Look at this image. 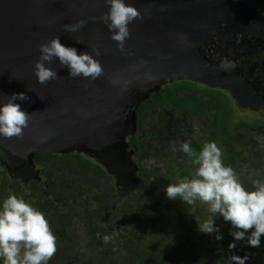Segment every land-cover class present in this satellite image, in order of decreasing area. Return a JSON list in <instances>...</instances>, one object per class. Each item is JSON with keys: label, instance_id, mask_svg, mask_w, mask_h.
Returning <instances> with one entry per match:
<instances>
[{"label": "water", "instance_id": "1", "mask_svg": "<svg viewBox=\"0 0 264 264\" xmlns=\"http://www.w3.org/2000/svg\"><path fill=\"white\" fill-rule=\"evenodd\" d=\"M126 3L137 7L142 19L129 23L122 51L100 19L108 10L104 0H0V103L6 95L24 92L28 98L16 103L32 113L20 137L0 136V166L5 170L33 178L34 154L77 151L99 161L118 189L137 186V169L125 137L136 128L137 106L162 81H199L227 90L237 105L264 109V94L233 63L232 73L226 75L199 49L220 31L221 22L232 26L237 18L246 25L251 16L260 17L253 8L238 0ZM235 12L246 15L233 19ZM79 19H86L83 27L74 32L64 29V24ZM53 36L77 53L99 48L101 75L95 80L72 77L68 67L54 59L49 66L58 77L38 82L33 68L39 45Z\"/></svg>", "mask_w": 264, "mask_h": 264}, {"label": "clouds", "instance_id": "2", "mask_svg": "<svg viewBox=\"0 0 264 264\" xmlns=\"http://www.w3.org/2000/svg\"><path fill=\"white\" fill-rule=\"evenodd\" d=\"M104 2L108 10L101 14L100 19L107 25L111 38L117 42V48L123 51L125 40L130 35L129 23L142 19V14L126 0ZM163 10L164 6L161 7ZM86 22V19H79L63 27L74 32ZM92 53H77L74 46H66L60 42L59 36H53L39 45V58L33 68L36 79L40 83L56 79L57 70L49 65L58 59L62 67H68L70 76L95 80L103 72V67L96 58L101 54L100 49L93 48ZM220 64L224 67L225 61L221 60ZM6 97L5 102L0 103V136L20 137L32 113L22 109L16 101L28 97L24 92H13ZM172 147L175 149L176 145ZM179 148L187 155L193 172L191 176L177 177L176 182L167 184L164 187L166 197L170 200L179 198L187 205L197 201L204 203L208 215L198 223V230L215 233L217 240L222 239L223 234L215 223L216 217L230 222L233 237L228 245L230 249L235 247L236 241L241 240L259 247L261 235L264 234V179H253L252 187L247 188L233 167L223 162L222 149L215 141L205 142L199 150L187 141H181ZM56 239L45 214L24 197L10 193L0 200V264H48L56 252ZM102 239L107 242L111 237L105 234ZM247 259V255L231 253L226 257V264H245Z\"/></svg>", "mask_w": 264, "mask_h": 264}, {"label": "rangeland", "instance_id": "3", "mask_svg": "<svg viewBox=\"0 0 264 264\" xmlns=\"http://www.w3.org/2000/svg\"><path fill=\"white\" fill-rule=\"evenodd\" d=\"M232 101L230 99V105L233 109V120L252 122L255 119H264V109H248L246 106L237 105L235 100L232 104ZM206 119L207 115L190 116L187 113H177L169 108L162 109L161 107L156 108L154 112H151L146 117L143 116L138 121L137 131H133L136 138V156L134 155V159L138 161V167L142 169L140 175L143 177L150 171L165 174L168 172L169 166L173 165L177 173L173 178V183L176 182L177 177L191 176L193 166L189 163V160H179L181 153L180 148H178L179 143L186 141L185 132L190 134L191 137L196 135L201 139L205 133L204 127L206 125L204 123ZM171 122L174 123V126H180L181 130L168 133L167 127ZM182 130L184 131L181 134ZM235 134L237 136L233 140L236 143L238 139H245V142L243 145L237 143L240 151L239 155L235 151L230 152L234 157L232 164L239 179L250 189L253 179H264V130L238 128ZM173 144L176 145L175 149L172 147ZM142 148H144V151ZM182 170L186 171L183 176L181 174ZM89 178L90 181L96 180L100 182L102 189L106 188L107 180L105 177H100L99 180L95 177ZM138 178H140L139 175ZM140 188L139 186L130 187L125 193L119 195V202L114 211L115 218L112 220L114 223L122 224L118 228L120 235L127 233V230L131 228L139 231V239L143 242V248L141 250L140 247L141 251L139 252L141 254H134L133 257V255L127 254L124 249L121 250V248L119 250V247L116 248L113 255L108 254L109 264H127V260H131L128 264H146V262L147 264H152L146 260L147 256L145 254L150 246L152 247L157 243L158 247L155 248L157 250L155 252L166 258L165 264L197 263L199 262V257L197 256H200L197 255L199 250L208 252L210 256L208 257L209 264H226V257L231 253L240 256L247 255L248 259L245 264H264V234L261 235L259 247L250 246L241 240L236 241L235 247L230 249L228 245L233 240L230 234L232 226L230 222L224 221L222 217L217 216L215 219V223L219 225V231L223 234L222 239L217 240L215 233L209 234L198 230V223L208 215L207 206L204 203L197 201L193 205H187L179 198L168 199L164 190L156 191L152 195H145ZM82 201L84 202L85 199ZM82 201L78 202V206L76 204L74 206L78 216L84 212ZM133 208H136V210H133ZM81 226L82 224L78 221L73 222L70 226L71 235L75 236L76 241L74 242L77 243L79 248L83 247L87 242ZM115 231H109L107 235H110L111 239L107 242L110 243L116 238ZM248 231H251V229ZM207 236H210V239ZM107 242L102 239V244ZM185 242L193 244L196 254L192 250L191 252L188 249L184 251L182 244ZM58 243V239H56V248ZM77 253L80 257L77 264L98 263L92 259L96 255V249L93 246L83 248ZM64 254L71 255L72 251ZM56 259L53 263L49 260L48 264H57V262L59 264L62 261L61 257Z\"/></svg>", "mask_w": 264, "mask_h": 264}, {"label": "trees", "instance_id": "4", "mask_svg": "<svg viewBox=\"0 0 264 264\" xmlns=\"http://www.w3.org/2000/svg\"><path fill=\"white\" fill-rule=\"evenodd\" d=\"M239 1L254 6L259 12L264 13V0ZM168 84H170V87L167 90L168 95L166 93V96L179 111L188 110L191 114H198L203 111L201 106L196 105V96H192L191 94L187 96L185 95V91H205L215 101L214 105H210L209 103L207 105V107H212L214 112L213 117L210 119L206 140L192 141L190 145L199 150L205 142L215 141L222 149V159L226 165L233 167L232 162L234 161V157L230 152L235 151L239 155L240 151L237 143L243 145L245 142V139H238L237 143L233 140L237 136L235 133L238 128L264 130L263 118L255 119L252 122L233 120V109L230 105L229 94L222 91V89L202 87V85L191 80H173ZM160 92L164 93L165 89L163 87L160 88ZM158 96L160 97H156L152 102L151 99H145L141 108L145 106V108L151 109L153 108V102H162L165 98V95ZM233 101L232 104L234 103ZM137 110L138 108H136L135 113H138ZM33 163L35 169L40 172L38 174L39 179H30L26 183L13 179L0 166V200L13 193L24 197L26 201L31 202L45 214L59 242L56 252L50 258L52 263L57 257H61L62 261L59 264H77L80 259L77 252L88 246H93L96 249V255L92 259L97 261V264H107L109 261L107 259L108 254L113 255V252L119 247V250L122 248L121 250L124 249L127 254L133 255V257L134 254H141L139 252L143 248V242L139 239V231L131 228L127 230V233L120 235L118 228L122 224L114 223L112 220L115 218L114 211L119 202L116 201V196L111 195L107 199V193L101 190V183L96 180L90 181L89 177H95L98 180L100 177H105L109 183L110 190H116L113 175L107 173L99 161L82 152L68 151L62 153H36L33 156ZM175 174L176 169L174 168H170L165 174L150 171V173L143 176L141 186H138L139 188L141 187L140 189L145 195H152L156 191H163L167 184L173 183ZM181 174L182 176L185 175L186 171L182 170ZM83 199H85L84 202L82 201ZM80 201L83 202L82 207L84 205V212L78 216L74 206L75 204L78 206V202ZM111 206H114V209H111ZM133 210H136V208H133ZM108 212L110 213L109 217L106 215ZM76 218L77 220H75ZM75 221L82 224L81 227L87 238V242L81 248L74 242L76 241L75 236L71 235L70 226ZM110 230H116V238L110 243L102 244V237L108 234ZM207 238L210 239V236H207ZM182 246L184 251L188 249L190 252L192 250L196 254L193 244L185 242ZM157 247L158 243L147 249L145 254L147 256L146 260L152 264H165L166 258L155 252L157 251L155 249ZM69 251H72L71 255L68 254ZM197 255H200L197 256L199 257V262H193V264H209L208 257L210 256L207 251L199 250V254ZM129 261L131 260H127L126 263L128 264Z\"/></svg>", "mask_w": 264, "mask_h": 264}, {"label": "flooded vegetation", "instance_id": "5", "mask_svg": "<svg viewBox=\"0 0 264 264\" xmlns=\"http://www.w3.org/2000/svg\"><path fill=\"white\" fill-rule=\"evenodd\" d=\"M248 6L253 8L258 14H260V17L255 16V19L257 17L260 20L264 21V13L259 12L254 6H250V5H248ZM246 27H248V26H246ZM219 28H220V31H218L217 34L213 35L209 40L203 42L199 46L200 51L206 56V58L210 62H214V63L218 64L219 67H221V64H220L221 60H224L225 66L221 67V71L226 73V74L228 72L232 73V70L230 68V64L233 63L235 68L240 70V73L243 75V77L249 83H251L253 85L255 90L258 93L264 94V28L263 29H256V31H249V32L242 33V32H239V31L233 29L232 26L226 25V23H224V22L220 23ZM173 80L180 81V80H191V79L179 78V79H173ZM173 80L162 81L158 84L156 90H152L151 92H149V95L147 98L151 99V102L156 97H160L158 95H162V96L165 95L164 96L165 98L162 102L161 101L153 102L152 103L153 108H151V109L145 108V106H143L141 108L143 101L147 98H145L144 100H142L139 103V105L137 106V108H138L137 112L138 113H136L135 131H137V128H138V125H137L138 121L143 116L146 117L151 112H154V110L158 107H161L162 109L169 108L170 110L175 111L177 113H187L190 116L207 115V119L204 123L206 125L204 127L205 133L201 139L199 138V136H196V135H193V137H191L190 134L185 132L186 141L189 144H191L192 141H198V140L204 141V140H206V137L208 135L210 119L213 117V112H214V109L212 107H207V105H208V103L210 105H214L215 101L212 100L210 98L209 94L205 91L204 92H201V91L200 92H191V91L187 92V91H185V95H187V96H189L190 94L192 96H196V99H195L196 100L195 102H197L196 105L198 104L199 106H201L203 108V111L198 113V114H191L188 110L179 111L176 108V106L171 104L170 99H168V97L166 96L167 90L170 87L169 86L170 84H168V83H170ZM191 81L202 85V87L206 86V87H209L211 89H213V88L214 89L215 88L216 89H222L219 87L209 86V85L202 83V82H199V81H195V80H191ZM162 87L165 89L164 93L160 92V88H162ZM222 91H225L226 93L229 94V92L225 89H222ZM167 95H168V93H167ZM175 95H176V93H175ZM229 97H230V99L234 100L230 94H229ZM154 103H156V104H154ZM248 109H250V108H248ZM173 124H174L173 122L169 123V125L167 127L168 133H172V132H175L177 130H181L180 126H174ZM163 126H165V125H163ZM183 131L184 130L181 131V134L183 133ZM125 141H126L128 147L130 149V152H131V155H130L131 160L134 162V167L137 169V179L139 180L138 185H140L142 183L143 177L140 175V172L142 173V169H140L138 167V161L134 159V155L136 156L135 133H133L131 135H127L125 137ZM142 150L144 151V148H142ZM179 160L180 161H182V160L187 161L188 160L186 154L183 151H181V153H180V159ZM170 168H173V165L169 166L168 171ZM34 169H35V167H34ZM35 170H37V169H35ZM4 171H6L13 179H18L23 183H25L26 181H29L30 179H35V178L39 179L38 174L40 173L37 170V176H35L33 178H29V176L22 177V176H17L18 174L13 175L11 172H9L5 169H4ZM106 172L109 173L108 171H106ZM109 174L112 175L111 173H109ZM138 175L140 178H138ZM175 175H177V173ZM24 178H27V179H24ZM137 186H133V187H137ZM115 187H116V190L111 191L109 188V183L107 181L106 188L105 189L101 188L102 191L107 193V197H106L107 199L111 195H114V196H116L115 197L116 201H119V198H118L119 195L121 193L122 194L125 193L130 188V187H128L124 191L122 189H118L117 186H115ZM111 209H114V206H111ZM106 215H107V217H109L110 213L108 212Z\"/></svg>", "mask_w": 264, "mask_h": 264}, {"label": "bare ground", "instance_id": "6", "mask_svg": "<svg viewBox=\"0 0 264 264\" xmlns=\"http://www.w3.org/2000/svg\"><path fill=\"white\" fill-rule=\"evenodd\" d=\"M233 19L234 17H239V16H243V15H246L245 12H239V13H233ZM237 18H235L233 20V29H237V31L239 32H242V33H245V32H249V31H256V29H263L264 28V21L260 20L259 18L256 17L255 19V16H251V19L249 20V26L246 27L248 24L244 25L242 24L241 21H237L236 20ZM224 73V72H223ZM226 74V73H224ZM227 75V74H226ZM118 179V177H117Z\"/></svg>", "mask_w": 264, "mask_h": 264}]
</instances>
